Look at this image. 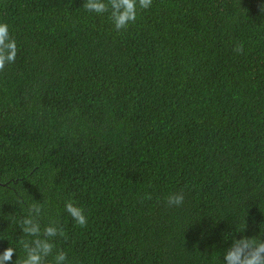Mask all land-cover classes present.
Segmentation results:
<instances>
[{
	"label": "trees",
	"instance_id": "16d2710c",
	"mask_svg": "<svg viewBox=\"0 0 264 264\" xmlns=\"http://www.w3.org/2000/svg\"><path fill=\"white\" fill-rule=\"evenodd\" d=\"M83 3L0 0L18 47L0 71V252L23 255L33 202L69 264H222L233 237L264 239V0H152L120 32Z\"/></svg>",
	"mask_w": 264,
	"mask_h": 264
},
{
	"label": "clouds",
	"instance_id": "9594fccd",
	"mask_svg": "<svg viewBox=\"0 0 264 264\" xmlns=\"http://www.w3.org/2000/svg\"><path fill=\"white\" fill-rule=\"evenodd\" d=\"M152 5V0H84L85 11L97 15L108 14L114 30L120 32L134 24L139 10H146ZM243 44L237 43L233 51L243 53ZM18 52L17 42L10 34L9 26L0 22V71L6 65L15 62ZM151 199V194L144 197ZM184 202L183 192L171 193L167 197L169 207H180ZM65 211L79 227H86L88 217L84 210L72 200L64 205ZM44 206L33 202L26 209V214L19 220L22 233L17 240L23 255L18 256L16 247L9 246L0 252V264H69L67 253L56 248V238L67 240V234L57 220H49L47 225L41 224ZM13 256L16 259L13 261ZM52 257L49 261V257ZM222 264H264V239L241 235L239 239L232 238V242L223 252Z\"/></svg>",
	"mask_w": 264,
	"mask_h": 264
}]
</instances>
